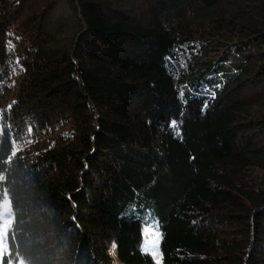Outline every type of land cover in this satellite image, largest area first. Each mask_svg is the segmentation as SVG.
<instances>
[{
  "label": "trees",
  "instance_id": "obj_1",
  "mask_svg": "<svg viewBox=\"0 0 264 264\" xmlns=\"http://www.w3.org/2000/svg\"><path fill=\"white\" fill-rule=\"evenodd\" d=\"M5 199L3 264H264V0H0Z\"/></svg>",
  "mask_w": 264,
  "mask_h": 264
},
{
  "label": "rangeland",
  "instance_id": "obj_2",
  "mask_svg": "<svg viewBox=\"0 0 264 264\" xmlns=\"http://www.w3.org/2000/svg\"><path fill=\"white\" fill-rule=\"evenodd\" d=\"M12 225V213L9 202L5 199L0 204V264H3V260L5 255L8 252V243L7 236L8 230ZM144 234V242L143 249L146 253H149L154 258V264H161L162 257L160 251V232L156 229V227L152 224V226H145L143 230ZM113 257L115 259L116 264H120L117 255L116 249L113 248ZM11 264H26L24 261H19L17 263Z\"/></svg>",
  "mask_w": 264,
  "mask_h": 264
},
{
  "label": "snow or ice",
  "instance_id": "obj_3",
  "mask_svg": "<svg viewBox=\"0 0 264 264\" xmlns=\"http://www.w3.org/2000/svg\"><path fill=\"white\" fill-rule=\"evenodd\" d=\"M173 126H175V121L171 122Z\"/></svg>",
  "mask_w": 264,
  "mask_h": 264
}]
</instances>
